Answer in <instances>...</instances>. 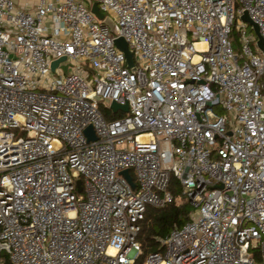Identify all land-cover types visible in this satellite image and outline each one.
Segmentation results:
<instances>
[{
  "label": "built area",
  "instance_id": "obj_1",
  "mask_svg": "<svg viewBox=\"0 0 264 264\" xmlns=\"http://www.w3.org/2000/svg\"><path fill=\"white\" fill-rule=\"evenodd\" d=\"M244 10L264 38V0H0L9 264H135L172 176L194 211L144 264H264V51Z\"/></svg>",
  "mask_w": 264,
  "mask_h": 264
},
{
  "label": "trees",
  "instance_id": "obj_2",
  "mask_svg": "<svg viewBox=\"0 0 264 264\" xmlns=\"http://www.w3.org/2000/svg\"><path fill=\"white\" fill-rule=\"evenodd\" d=\"M106 114L109 118L113 116L109 115L108 112ZM169 189L176 197L173 203L161 208L153 206L147 208L138 237L142 251L135 264H144L146 256L159 249L161 238L167 236L174 228L181 227L191 218L194 206L189 200L181 196V186L175 176L171 177ZM0 258H5L6 264H9L7 254L0 253Z\"/></svg>",
  "mask_w": 264,
  "mask_h": 264
},
{
  "label": "water",
  "instance_id": "obj_3",
  "mask_svg": "<svg viewBox=\"0 0 264 264\" xmlns=\"http://www.w3.org/2000/svg\"><path fill=\"white\" fill-rule=\"evenodd\" d=\"M92 10L98 15V17L103 18V21L105 23L109 24L110 27H111V29L114 28V21H113V19H111L109 16H105V13L100 9V7H99V5H98V3L96 1L92 4ZM241 17L243 19H245L246 21H248L252 25V28L254 29V31L256 32V34L258 35L257 43H258L259 47L261 49H263V51H264V38H263V36H262V34L260 32V28H259L258 23L249 15V13H248L247 10H244L243 11ZM114 41H115L116 45L125 52L128 65L133 70H136L137 65H136V62H135V59H134L133 49L129 46V42L126 39V37L124 35H118V36H116L114 38ZM65 59H66V56H62V57H59L57 59H54L52 61V68L55 69L56 66L59 64V62L62 61V60H65ZM64 70L66 72L68 71V65L67 64L64 65ZM94 98L99 99V100L102 99V97L100 95H94ZM111 106H112V108L114 110H117L119 108H122L124 110H128L129 109L128 104H122L120 102H117L116 100H113L112 101ZM85 132L87 133L89 139H95V138H97V135L95 133V130H94L93 125H89L85 129ZM121 173L123 175H125V177L129 180V182L133 186H135V182L133 180V177L131 176V174H130V172H129L128 169L123 170ZM77 185H78L79 191H81V189H82L81 179H79L77 181ZM220 187H223V184H221Z\"/></svg>",
  "mask_w": 264,
  "mask_h": 264
},
{
  "label": "rangeland",
  "instance_id": "obj_4",
  "mask_svg": "<svg viewBox=\"0 0 264 264\" xmlns=\"http://www.w3.org/2000/svg\"><path fill=\"white\" fill-rule=\"evenodd\" d=\"M234 46H235L236 51L240 50V46H239V41L238 40H235ZM110 103H111L110 99H106V100L101 101L100 105L105 110V105L106 104L110 105ZM217 108H219V106H217Z\"/></svg>",
  "mask_w": 264,
  "mask_h": 264
},
{
  "label": "crops",
  "instance_id": "obj_5",
  "mask_svg": "<svg viewBox=\"0 0 264 264\" xmlns=\"http://www.w3.org/2000/svg\"><path fill=\"white\" fill-rule=\"evenodd\" d=\"M34 1H36V0H18V2H19L20 4H25V2L33 3Z\"/></svg>",
  "mask_w": 264,
  "mask_h": 264
},
{
  "label": "bare ground",
  "instance_id": "obj_6",
  "mask_svg": "<svg viewBox=\"0 0 264 264\" xmlns=\"http://www.w3.org/2000/svg\"><path fill=\"white\" fill-rule=\"evenodd\" d=\"M110 252H115L113 249H110Z\"/></svg>",
  "mask_w": 264,
  "mask_h": 264
}]
</instances>
